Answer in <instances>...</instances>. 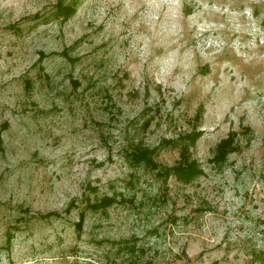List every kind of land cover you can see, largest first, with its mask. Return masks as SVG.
Instances as JSON below:
<instances>
[{"label":"rangeland","instance_id":"obj_1","mask_svg":"<svg viewBox=\"0 0 264 264\" xmlns=\"http://www.w3.org/2000/svg\"><path fill=\"white\" fill-rule=\"evenodd\" d=\"M0 264H264V0H0Z\"/></svg>","mask_w":264,"mask_h":264},{"label":"trees","instance_id":"obj_2","mask_svg":"<svg viewBox=\"0 0 264 264\" xmlns=\"http://www.w3.org/2000/svg\"><path fill=\"white\" fill-rule=\"evenodd\" d=\"M232 147H233V141L232 139H229L225 142H223V144L221 145V147L219 148V151L215 157V160L221 164L225 161L226 159V156L232 151ZM185 149H187L185 147ZM185 149H183L182 151V154L181 156H185L186 153L184 152ZM187 151V150H186ZM136 155V160L139 161V163H146L148 165H154V162L153 160L149 157V155H147L146 153H140V154H135ZM198 171H200V168L198 167V164L196 163H193L192 165H186L185 167L183 168H180L178 170H176V174H177V177L180 179V180H183V181H188L190 178L192 177H196L198 175ZM106 199L104 200H99L100 202L94 204L92 206V210L94 211H97V210H100L103 211V209L109 205L111 202L109 203H106L105 201ZM79 228V227H78Z\"/></svg>","mask_w":264,"mask_h":264}]
</instances>
